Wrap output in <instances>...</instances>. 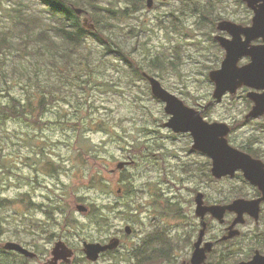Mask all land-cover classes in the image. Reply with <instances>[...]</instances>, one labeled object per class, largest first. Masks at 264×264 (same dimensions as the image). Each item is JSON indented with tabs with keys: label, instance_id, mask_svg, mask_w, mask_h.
Returning a JSON list of instances; mask_svg holds the SVG:
<instances>
[{
	"label": "rangeland",
	"instance_id": "1",
	"mask_svg": "<svg viewBox=\"0 0 264 264\" xmlns=\"http://www.w3.org/2000/svg\"><path fill=\"white\" fill-rule=\"evenodd\" d=\"M17 1L0 0V34L13 25ZM21 1L24 9L47 15L40 0ZM96 2L101 8L124 6L120 0ZM247 17L240 0H155L152 9L145 1L139 11L114 21L113 35L131 50L133 67L106 54L105 44L91 36V66L76 71L54 66L39 70L36 56L0 47V103L10 93L34 105L43 94L54 98L45 104L39 124L22 118L0 122V198L8 202L0 206V248L7 241L19 242L38 254L28 264H44L55 243L63 240L75 252L70 264H180L190 253L194 205L193 195L176 185L194 186V180L186 176L179 182L162 171L202 158L186 151V136H170L164 126L165 105L153 96L143 72L158 77L188 105L205 104L213 91L208 72L220 51L212 40L216 23ZM154 59L160 60L158 67L151 65ZM24 68L30 79L20 73ZM241 105L227 99L208 117L235 118L237 124L242 121ZM251 129L238 128L232 141L243 140ZM132 160L134 165L118 168L119 162ZM95 176L103 184H93ZM240 183L238 178L212 182L202 190L216 198V188L223 186L230 197ZM80 204L89 210L81 212ZM96 206L107 218L102 229L90 220V209ZM177 212L183 216L176 217ZM126 225L133 228L131 234L125 232ZM157 228L173 238L174 256L139 262L136 250ZM87 235L94 237L85 239ZM114 240L119 245L112 252L87 259L85 241ZM16 255L23 256L5 254Z\"/></svg>",
	"mask_w": 264,
	"mask_h": 264
},
{
	"label": "flooded vegetation",
	"instance_id": "2",
	"mask_svg": "<svg viewBox=\"0 0 264 264\" xmlns=\"http://www.w3.org/2000/svg\"><path fill=\"white\" fill-rule=\"evenodd\" d=\"M240 1L248 17L242 19V21L221 18L216 23V31L212 35V40L220 51L216 55L217 64L208 72V80L213 86L209 100L205 104H199L198 107L185 104L199 111L206 122L210 124L223 123L225 127L227 126L229 128L228 132L225 135L219 133L217 136L227 139L229 145L247 154L252 165H249L247 162L245 167L237 168L234 174L227 173L222 176H216L213 171V156L210 153L194 148L195 137L191 131L177 132L173 128L166 126L165 124L171 118V115L167 113L168 119L164 122V126L170 130V136L175 139L176 137L186 136V151L195 155L194 157L199 156L202 158L200 162L196 158V161H185L184 165L180 164L178 165L179 167H171L172 172L164 166L162 171L165 177L169 174L171 176L176 175L174 178L178 179L179 182L185 180L186 176H190L194 180V186L176 185L178 190H188L193 195L192 204L194 205L193 230L189 233L190 253L186 254L180 264H193L192 259L196 250L202 251L205 257L202 264H241L250 262L257 256L264 257V0H252V3L247 0ZM256 14L261 15L259 28L231 31L219 29L218 27L219 23L223 20L233 21L244 28L252 27ZM222 40L232 47L241 49L240 55L236 59V66L242 68L253 65L255 77L253 79H246L247 81L239 85L235 91L228 89L218 99L215 96L216 82L211 74L222 68L223 61L227 56L228 50L226 46L222 45ZM227 99H231L232 101L238 100L242 103L240 108L242 121L237 124L235 123V118L218 120L208 117L214 107L224 103ZM163 103L166 106L164 101ZM231 105L233 106V103ZM254 124L256 127L253 126ZM249 126L252 129L246 138L232 141L231 137L238 128ZM129 158L132 159L131 157ZM134 163L135 161L132 160L126 166L134 165ZM177 170L182 171V173L179 172L181 173L180 177L176 174ZM246 172L251 173L252 178L258 181L253 182L247 177ZM235 178L240 179L241 183L239 187L233 189L230 197L225 196L226 191L223 186L216 188V198L210 197V194L206 192L207 189L205 191L202 190L204 185L207 186L209 183ZM199 194H202L200 202L198 201ZM238 199L249 202L247 203V207H256L258 209L257 215L247 210L240 214L236 209H225L222 216L214 214L210 209L204 215L198 213L199 205L207 208L213 206L226 208V206ZM182 216L181 213H176V217ZM132 231L133 228L131 227V232L127 234H131ZM172 241L173 238L167 235L164 229L161 228H157L148 235H145L142 241L143 262L173 257L175 243ZM115 248L101 253L99 258L104 254L112 252ZM4 252L5 249L2 246L0 253L4 254ZM35 253L36 256L34 258L38 256L37 252ZM60 264L66 263L60 261Z\"/></svg>",
	"mask_w": 264,
	"mask_h": 264
},
{
	"label": "trees",
	"instance_id": "3",
	"mask_svg": "<svg viewBox=\"0 0 264 264\" xmlns=\"http://www.w3.org/2000/svg\"><path fill=\"white\" fill-rule=\"evenodd\" d=\"M97 0H40L46 8L47 15L43 16L26 10L22 5H26L21 0H18V7L14 9V17L12 18L13 25L11 28L4 30L0 34V47L5 48L11 53L24 51L36 56L35 68L41 69L46 67H56L57 69L70 68L84 69L86 65L91 66V49L88 46V38L98 40L105 44V53L114 54L122 60L131 64L129 53L131 50L122 44L121 40L113 35V29L117 26L118 21L129 17L144 7L146 0H120L124 6H106L101 8L98 6ZM210 1V0H207ZM197 4V1H195ZM92 8L90 15L96 25V30L86 29L81 21V17L76 14L73 7L80 6L87 9ZM26 57V56H24ZM151 65L158 67L160 60H152ZM173 63V62H171ZM131 67L133 65L131 64ZM15 70H18L15 68ZM25 76L29 75V70L24 68ZM59 73H62L61 71ZM30 79V76H28ZM51 97V96H50ZM53 97V96H52ZM49 98L43 94L38 100V104L34 105L33 100L22 102L12 93L9 94L7 102L0 103V122H7L11 119H24L28 122L40 123L41 113L45 112V104L53 101L54 98ZM40 113L35 115V112ZM44 111V112H43ZM92 183L95 185L103 184L101 176L92 177ZM83 198V197H80ZM5 198H0V206H8ZM6 203V204H5ZM91 222L97 225L99 229L107 221L106 216L102 214L100 206L94 209L91 207ZM94 236L87 235L86 238ZM0 253V264H28L29 258L21 256L18 259L7 257ZM135 256L140 261H143L142 244L135 252Z\"/></svg>",
	"mask_w": 264,
	"mask_h": 264
},
{
	"label": "water",
	"instance_id": "4",
	"mask_svg": "<svg viewBox=\"0 0 264 264\" xmlns=\"http://www.w3.org/2000/svg\"><path fill=\"white\" fill-rule=\"evenodd\" d=\"M247 1L251 3L253 2L252 0ZM146 4L147 7L151 9L154 7L155 0H147ZM75 11L78 14H82L84 9L75 7ZM260 21L261 15L256 14L254 17V25L252 27L244 28L242 25L230 20L221 21L218 27L219 29H228L231 31L256 29L260 27ZM82 24L86 29L96 30V25L89 16L83 18ZM221 43L223 46L227 47V56L223 61L222 68L211 74L216 82L215 96L218 99H220L228 89L235 91L239 85L247 81L246 79H253L255 77V68L253 65L242 68L236 66V59L238 55H240L239 52L241 49L232 47L223 40ZM143 75L149 80L153 95L166 103L165 110L171 115V118L165 125L173 128L177 132L191 131L195 137L194 148L210 153L213 156V171L216 176H222L227 173L234 174L237 168L245 167L247 162L249 165H252L247 154L229 145L227 139L217 136L219 133L225 135L229 129L227 126L225 127L223 123L210 124L206 122L200 115L199 111L186 105L181 98L166 89L157 77L146 72H144ZM126 164V161L119 162L118 168L122 169ZM246 175L253 182L258 181L255 178H252L251 173L246 172ZM201 199L202 194H199L198 201L200 202ZM247 203L249 202H246L243 199H238L234 203L226 206V208L217 206L207 208L199 205L198 213L204 215L205 212L210 209L214 214L222 216L225 209H236L240 214L247 210L252 214L257 215L258 209L256 207H247ZM78 209L81 212H87L88 207L80 204ZM125 231L130 233L131 227L126 225ZM118 244V240H114L110 243L85 241L86 256L91 260H97L101 253L113 249L118 246ZM3 247L6 250L17 251L29 258L36 256L34 251L15 241H7ZM51 254V258L45 264H60V261L71 263L75 252L66 244V242L59 240L55 243ZM204 258L202 251L196 250L192 262L193 264H202ZM241 264H264V257L257 256L252 261Z\"/></svg>",
	"mask_w": 264,
	"mask_h": 264
}]
</instances>
